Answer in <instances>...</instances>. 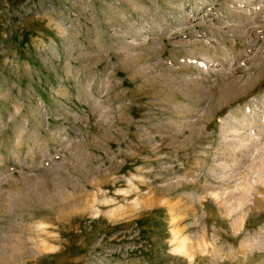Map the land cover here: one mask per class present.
Segmentation results:
<instances>
[{
  "label": "rangeland",
  "instance_id": "rangeland-1",
  "mask_svg": "<svg viewBox=\"0 0 264 264\" xmlns=\"http://www.w3.org/2000/svg\"><path fill=\"white\" fill-rule=\"evenodd\" d=\"M0 264H264V0H0Z\"/></svg>",
  "mask_w": 264,
  "mask_h": 264
},
{
  "label": "bare ground",
  "instance_id": "bare-ground-1",
  "mask_svg": "<svg viewBox=\"0 0 264 264\" xmlns=\"http://www.w3.org/2000/svg\"><path fill=\"white\" fill-rule=\"evenodd\" d=\"M175 250L178 251V252L182 251L181 247L180 248H176Z\"/></svg>",
  "mask_w": 264,
  "mask_h": 264
}]
</instances>
